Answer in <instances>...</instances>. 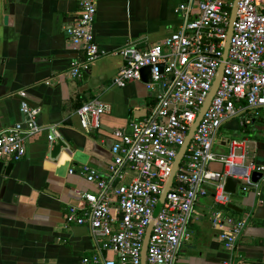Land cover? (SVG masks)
Masks as SVG:
<instances>
[{
	"label": "built area",
	"instance_id": "obj_1",
	"mask_svg": "<svg viewBox=\"0 0 264 264\" xmlns=\"http://www.w3.org/2000/svg\"><path fill=\"white\" fill-rule=\"evenodd\" d=\"M236 0H186L184 19L177 30L154 43L140 46L139 40L115 51L100 48L94 23L99 0H79L77 22L66 27L72 43L83 56L72 61L69 75L80 79L100 58L110 53L126 59L114 83L126 86L142 80V68L151 66L156 103L141 120L129 123L131 132L116 129L111 148L112 162L106 175L89 164L79 174L96 183L99 192L78 191L84 207L71 205L68 225L88 224L97 251L85 255L82 264H142V247L149 225L146 264H176L183 244L189 239V225L200 197L211 194L215 204L230 202L228 177L239 180L242 191L263 195L264 163L248 158L247 139L234 138L226 153L215 151L224 124L241 118L250 124L264 115V0H239L233 23L228 57L224 49ZM225 63L223 77L211 104L203 115L184 154L162 208L156 214L160 194L168 181L175 158L204 105ZM23 98L25 120L0 130V161H20L28 143L49 130L51 144L61 137L56 126L38 122L39 107ZM110 105L100 98L84 102L77 114L86 128H99L101 116ZM213 162L223 168H210ZM73 173L74 169H70ZM260 172L261 178L253 180ZM219 240L230 251L243 234L248 220L216 208L209 215Z\"/></svg>",
	"mask_w": 264,
	"mask_h": 264
},
{
	"label": "crops",
	"instance_id": "obj_2",
	"mask_svg": "<svg viewBox=\"0 0 264 264\" xmlns=\"http://www.w3.org/2000/svg\"><path fill=\"white\" fill-rule=\"evenodd\" d=\"M186 0H99L94 23L100 48L115 51L134 40L140 46L177 30ZM79 0H0V130L22 123L23 98L39 107L38 122L56 126L67 143L52 157L49 130L30 139L26 155L9 176L0 174V264H82L97 251L88 224L68 225L71 205L83 208L78 191L98 194L96 183L79 174L89 164L101 174L112 162L113 132L146 117L155 106V90L145 80L124 87L114 83L126 64L120 55L100 57L80 79L70 77L72 61L83 56L67 34L77 22ZM110 105L99 128H86L77 109L92 98ZM247 139L248 158L264 163V115L244 124L234 118L219 131L215 151L226 153L231 139ZM211 169L221 170L213 162ZM70 169H74L71 173ZM263 195L254 190L232 193L227 204H215L211 194L200 197L190 236L176 264H264ZM248 224L234 250L226 249L209 215L216 209Z\"/></svg>",
	"mask_w": 264,
	"mask_h": 264
},
{
	"label": "water",
	"instance_id": "obj_3",
	"mask_svg": "<svg viewBox=\"0 0 264 264\" xmlns=\"http://www.w3.org/2000/svg\"><path fill=\"white\" fill-rule=\"evenodd\" d=\"M238 1L239 0H236L235 2V6L233 8V11H232V17H231V23L229 25V28H228V35H227V38H226V43H225V49H224V55H223V58L224 60L227 59L228 57V51H229V48H230V42H231V37H232V34H233V23H234V20H235V17H236V14H237V6H238ZM224 67H225V63L223 62L219 69H218V72H217V75H216V78L214 80V83H213V86H212V89L204 103V105L202 106L200 112L198 113L197 115V118L195 120V122L192 124L190 130H189V133L187 135V138H186V141L184 143V145L180 148L176 158H175V161H174V164H173V167H172V171H171V175L168 179V181L166 182L161 194H160V198H159V202L156 206V214H158V212L160 211V209L162 208L163 206V203L165 201V198L167 196V193L170 189V186L174 180V177L176 176L177 174V171L179 169V166L182 162V159L184 157V154L186 153V150L189 146V143L201 121V119L203 118V115L205 114V112L207 111L209 105L211 104L212 102V99L214 97V95L216 94L218 88H219V85H220V82H221V79L223 77V73H224ZM151 66H146L144 68H142V75H143V80H145L146 82H151L152 81V72H151ZM24 113V112H23ZM25 116V114H24ZM67 143L61 139V138H58L56 140V142H54L52 144V151H51V154H52V157H58V155L60 154L61 150L63 148H67ZM14 167V163L13 162H10L8 163L7 165L5 164V162L3 161H0V174H4L6 176H9L12 172V169ZM262 174L260 172H255L253 174V180L254 181H257L261 178ZM239 180L235 179V178H232V177H228L226 179V184H225V189L226 191H228L229 193H236L237 192V187H238V184H239ZM153 225H154V222L152 221V223L149 225L148 229H147V232H146V235H145V238H144V242H143V247H142V264H146V258H147V249H148V244H149V239H150V236H151V232H152V229H153Z\"/></svg>",
	"mask_w": 264,
	"mask_h": 264
},
{
	"label": "rangeland",
	"instance_id": "obj_4",
	"mask_svg": "<svg viewBox=\"0 0 264 264\" xmlns=\"http://www.w3.org/2000/svg\"><path fill=\"white\" fill-rule=\"evenodd\" d=\"M216 144H217V143H216ZM216 144H215V145H216Z\"/></svg>",
	"mask_w": 264,
	"mask_h": 264
}]
</instances>
